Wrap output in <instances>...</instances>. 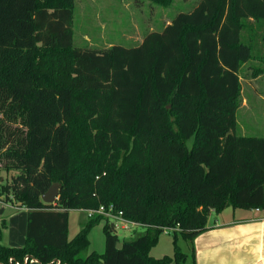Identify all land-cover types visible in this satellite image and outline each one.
Listing matches in <instances>:
<instances>
[{
	"label": "trees",
	"instance_id": "1",
	"mask_svg": "<svg viewBox=\"0 0 264 264\" xmlns=\"http://www.w3.org/2000/svg\"><path fill=\"white\" fill-rule=\"evenodd\" d=\"M74 8L0 0V161L20 170L0 194L28 209L25 244L0 242V263L196 264L179 239L206 231L212 211L264 209V136L235 133L264 0H200L135 46L101 49L75 45ZM102 205L146 231L122 240L95 214L70 239V210ZM103 220L105 251L87 252ZM166 228L174 252L154 257Z\"/></svg>",
	"mask_w": 264,
	"mask_h": 264
},
{
	"label": "rangeland",
	"instance_id": "2",
	"mask_svg": "<svg viewBox=\"0 0 264 264\" xmlns=\"http://www.w3.org/2000/svg\"><path fill=\"white\" fill-rule=\"evenodd\" d=\"M200 0H75L74 8V42L79 47L106 48L113 44L135 46L141 43L146 34L160 31L172 22L180 12L191 11ZM254 26V57L246 62L241 71V98L237 110V127L239 135L264 136V24ZM247 35V33H246ZM259 95H262L261 97ZM243 104L245 107H243ZM14 127V126H13ZM192 140H189L190 145ZM20 170L8 169L0 161V191L12 182ZM13 195L0 194V242L7 246H23L26 241L27 211L20 206ZM234 210L228 207L227 213ZM238 209L237 211H246ZM210 216V215H209ZM217 213L212 211V220ZM88 221L87 213L73 209L70 215L69 236L74 237ZM105 221L95 225L90 233V246L103 254L106 247L104 232ZM122 240L134 239L144 233L143 225H130L129 229L118 227L116 230ZM173 232L165 230L159 242L151 250L154 257H162L174 252ZM2 240V241H1ZM183 251L190 253L191 241L179 239ZM186 264H191V258Z\"/></svg>",
	"mask_w": 264,
	"mask_h": 264
},
{
	"label": "crops",
	"instance_id": "3",
	"mask_svg": "<svg viewBox=\"0 0 264 264\" xmlns=\"http://www.w3.org/2000/svg\"><path fill=\"white\" fill-rule=\"evenodd\" d=\"M227 209L210 214L208 229L191 241L196 264H264V209Z\"/></svg>",
	"mask_w": 264,
	"mask_h": 264
},
{
	"label": "built area",
	"instance_id": "4",
	"mask_svg": "<svg viewBox=\"0 0 264 264\" xmlns=\"http://www.w3.org/2000/svg\"><path fill=\"white\" fill-rule=\"evenodd\" d=\"M85 212L87 213V216L89 217H92L95 214H101L105 216L106 218H109L111 221L114 222L116 230L118 229V227L122 229H129L130 225H133V226H136L138 224L143 225L139 222L132 221V220L125 218L123 215V211L116 212L113 205H110L109 207L102 205L97 209L85 210ZM166 230L173 231L175 229L166 228ZM8 262H9L8 264H27L28 262L40 263V260L38 258L32 257L31 255H26L23 260H17L14 257H10ZM0 264H7V263H0ZM47 264H63V263L61 262L60 259H54L53 261Z\"/></svg>",
	"mask_w": 264,
	"mask_h": 264
},
{
	"label": "water",
	"instance_id": "5",
	"mask_svg": "<svg viewBox=\"0 0 264 264\" xmlns=\"http://www.w3.org/2000/svg\"><path fill=\"white\" fill-rule=\"evenodd\" d=\"M61 190V184L58 182H55L52 184V186L49 188V190L42 195V200L46 203H55V201L58 199L59 194ZM123 242H118L117 247L122 248Z\"/></svg>",
	"mask_w": 264,
	"mask_h": 264
}]
</instances>
